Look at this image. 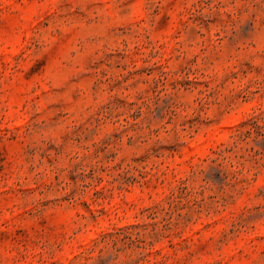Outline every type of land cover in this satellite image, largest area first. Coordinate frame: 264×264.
I'll use <instances>...</instances> for the list:
<instances>
[{
  "label": "rangeland",
  "instance_id": "1",
  "mask_svg": "<svg viewBox=\"0 0 264 264\" xmlns=\"http://www.w3.org/2000/svg\"><path fill=\"white\" fill-rule=\"evenodd\" d=\"M0 264H264V0H0Z\"/></svg>",
  "mask_w": 264,
  "mask_h": 264
}]
</instances>
